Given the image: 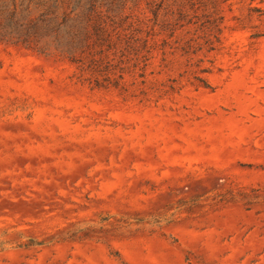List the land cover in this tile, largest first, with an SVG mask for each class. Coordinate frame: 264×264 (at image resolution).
<instances>
[{
	"label": "rangeland",
	"instance_id": "1",
	"mask_svg": "<svg viewBox=\"0 0 264 264\" xmlns=\"http://www.w3.org/2000/svg\"><path fill=\"white\" fill-rule=\"evenodd\" d=\"M113 5L0 41V264H264V0Z\"/></svg>",
	"mask_w": 264,
	"mask_h": 264
},
{
	"label": "trees",
	"instance_id": "2",
	"mask_svg": "<svg viewBox=\"0 0 264 264\" xmlns=\"http://www.w3.org/2000/svg\"><path fill=\"white\" fill-rule=\"evenodd\" d=\"M113 3L114 0H0V41L30 46L31 39L51 36L63 51L73 52L77 38L75 20L110 16ZM103 6L106 13L99 10ZM31 8L38 14L28 19ZM60 8L63 11L58 13Z\"/></svg>",
	"mask_w": 264,
	"mask_h": 264
}]
</instances>
